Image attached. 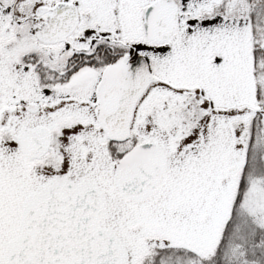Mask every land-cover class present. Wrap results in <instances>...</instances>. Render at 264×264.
Masks as SVG:
<instances>
[{"label":"snow or ice","instance_id":"snow-or-ice-1","mask_svg":"<svg viewBox=\"0 0 264 264\" xmlns=\"http://www.w3.org/2000/svg\"><path fill=\"white\" fill-rule=\"evenodd\" d=\"M0 264H264V0H0Z\"/></svg>","mask_w":264,"mask_h":264}]
</instances>
